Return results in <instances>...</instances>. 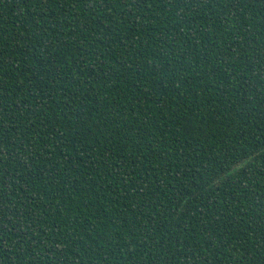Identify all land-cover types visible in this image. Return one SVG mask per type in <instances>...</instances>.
<instances>
[{
    "label": "trees",
    "instance_id": "16d2710c",
    "mask_svg": "<svg viewBox=\"0 0 264 264\" xmlns=\"http://www.w3.org/2000/svg\"><path fill=\"white\" fill-rule=\"evenodd\" d=\"M0 264H264V0H0Z\"/></svg>",
    "mask_w": 264,
    "mask_h": 264
}]
</instances>
